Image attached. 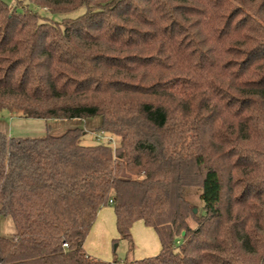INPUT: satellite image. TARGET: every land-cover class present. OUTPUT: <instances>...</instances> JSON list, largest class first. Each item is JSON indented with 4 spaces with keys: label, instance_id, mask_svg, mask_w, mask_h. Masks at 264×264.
<instances>
[{
    "label": "trees",
    "instance_id": "obj_1",
    "mask_svg": "<svg viewBox=\"0 0 264 264\" xmlns=\"http://www.w3.org/2000/svg\"><path fill=\"white\" fill-rule=\"evenodd\" d=\"M12 110L100 118L119 144L0 133V264H264V0H0ZM104 207L123 261L84 250ZM138 221L161 248L134 260Z\"/></svg>",
    "mask_w": 264,
    "mask_h": 264
},
{
    "label": "rangeland",
    "instance_id": "obj_2",
    "mask_svg": "<svg viewBox=\"0 0 264 264\" xmlns=\"http://www.w3.org/2000/svg\"><path fill=\"white\" fill-rule=\"evenodd\" d=\"M7 4H11L14 0H3ZM34 10L38 11L40 15L49 17L57 22H60L64 18H76L84 12V9H78L72 13L62 14V15H49L45 9L34 8ZM18 113L16 110H12ZM18 115H20L18 113ZM101 120L100 118L94 119H65V120H33L23 119L22 122H10L8 120L7 112L0 111V133L5 134L6 131H10V127L12 130L11 136L13 137H21V138H37L43 137L47 134L51 136H61L65 132L71 129H82L86 132L85 138L82 141V144L85 146H94L97 144H109L113 149L117 147L119 144V139L116 137H112L109 134H104L100 131H97ZM24 124V126H23ZM29 124V125H28ZM32 125V126H31ZM9 128V129H8ZM32 129V130H31ZM41 129V130H40ZM30 130V131H29ZM11 132V131H10ZM186 197L195 205L200 207L198 202V191L191 189L186 193ZM15 233V227L12 220L8 217H4L0 215V236L8 237ZM134 251L132 253V257L134 259V252L136 249V245L134 244ZM127 244L124 241L119 240L117 238V242H115L111 248V260L123 261L125 257H131V254L128 255L127 252ZM128 255V256H127Z\"/></svg>",
    "mask_w": 264,
    "mask_h": 264
},
{
    "label": "crops",
    "instance_id": "obj_3",
    "mask_svg": "<svg viewBox=\"0 0 264 264\" xmlns=\"http://www.w3.org/2000/svg\"><path fill=\"white\" fill-rule=\"evenodd\" d=\"M7 116L12 124L13 122H22L24 119L15 111L7 112ZM10 131H6L5 134L11 136L13 133L11 127ZM115 221V214L112 207H104L100 209L96 221L84 242V250L87 255L105 262L113 261L111 260V248L113 242L119 238ZM131 235L133 242L136 245L134 260L153 257L159 253L161 247L158 236L152 228L145 226L142 221L133 224Z\"/></svg>",
    "mask_w": 264,
    "mask_h": 264
},
{
    "label": "water",
    "instance_id": "obj_4",
    "mask_svg": "<svg viewBox=\"0 0 264 264\" xmlns=\"http://www.w3.org/2000/svg\"><path fill=\"white\" fill-rule=\"evenodd\" d=\"M197 212V210H194V213H196ZM182 235H184V233H182Z\"/></svg>",
    "mask_w": 264,
    "mask_h": 264
}]
</instances>
